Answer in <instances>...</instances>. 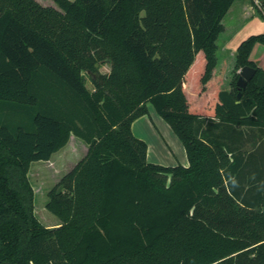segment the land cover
Instances as JSON below:
<instances>
[{
	"label": "trees",
	"instance_id": "1",
	"mask_svg": "<svg viewBox=\"0 0 264 264\" xmlns=\"http://www.w3.org/2000/svg\"><path fill=\"white\" fill-rule=\"evenodd\" d=\"M55 1L0 0V264H264V32L220 88L236 0ZM150 104L188 165L148 159L132 125ZM72 135L88 149L50 189L47 226L28 172Z\"/></svg>",
	"mask_w": 264,
	"mask_h": 264
},
{
	"label": "rangeland",
	"instance_id": "2",
	"mask_svg": "<svg viewBox=\"0 0 264 264\" xmlns=\"http://www.w3.org/2000/svg\"><path fill=\"white\" fill-rule=\"evenodd\" d=\"M44 5H59L55 0H39ZM259 0H236L223 19L225 30L218 38L216 74L220 88L229 87L234 78L237 63V43L247 33H263L264 17L256 7ZM243 4L250 12H243ZM240 9L242 15H239ZM249 18V19H247ZM233 36V37H232ZM231 39V44H227ZM233 49V51H232ZM105 71L107 68L103 66ZM241 70V69H240ZM91 86V83L89 82ZM135 133L148 143V159L166 165L174 163L188 164L189 159L183 141L171 125L150 104V114L137 120ZM88 144L72 135L66 145L56 151L49 160L33 161L28 172L35 193V211L47 226L59 225L61 219L47 207L50 189L86 154Z\"/></svg>",
	"mask_w": 264,
	"mask_h": 264
},
{
	"label": "crops",
	"instance_id": "3",
	"mask_svg": "<svg viewBox=\"0 0 264 264\" xmlns=\"http://www.w3.org/2000/svg\"><path fill=\"white\" fill-rule=\"evenodd\" d=\"M242 9H243V12H245V13H249V12H250V10L248 9V6H247L246 4H243ZM243 12H242V10L240 9V12H239L240 14H239V15H242L241 13H243ZM243 14H244V13H243ZM250 15H251V16H250L249 18L253 17L255 14L252 15L251 12H250ZM249 18H247V19H249ZM251 34H256V33H250V34L247 33L244 37H242V39H241L237 44L239 45L240 42H241L243 39L247 38V37L250 36ZM232 37H233V36H232ZM232 37L228 40L227 44H229V45L231 44V39H232ZM238 45H237V47H238ZM232 51H233V49H232ZM236 52H237V49H236ZM250 57H251L252 59H254L255 61H257L258 64L264 68V44L261 43V42H257V43L255 44V46H254L252 52H251ZM225 88H228V87H225ZM144 116H145V115H144ZM141 117L143 118V116H141ZM141 117H139L138 119H136V120L133 122L132 128H133L134 133H135V127H136L137 120L139 121V119H140ZM135 134H136V133H135ZM136 135H137V134H136ZM263 153H264V150H263ZM175 164H178V162H177V163H174V164H172V165H175ZM182 164H184V165H188L189 162H188V164H187L186 162H183Z\"/></svg>",
	"mask_w": 264,
	"mask_h": 264
},
{
	"label": "water",
	"instance_id": "4",
	"mask_svg": "<svg viewBox=\"0 0 264 264\" xmlns=\"http://www.w3.org/2000/svg\"><path fill=\"white\" fill-rule=\"evenodd\" d=\"M257 68L251 65H244L240 70V76L237 80V85L245 88L249 80L255 75ZM240 96V93H239Z\"/></svg>",
	"mask_w": 264,
	"mask_h": 264
}]
</instances>
